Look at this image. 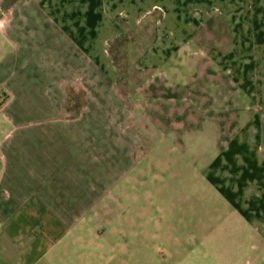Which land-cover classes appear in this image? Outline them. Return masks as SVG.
Masks as SVG:
<instances>
[{
	"label": "crops",
	"instance_id": "1",
	"mask_svg": "<svg viewBox=\"0 0 264 264\" xmlns=\"http://www.w3.org/2000/svg\"><path fill=\"white\" fill-rule=\"evenodd\" d=\"M157 239L264 262V0H0V264Z\"/></svg>",
	"mask_w": 264,
	"mask_h": 264
},
{
	"label": "rangeland",
	"instance_id": "2",
	"mask_svg": "<svg viewBox=\"0 0 264 264\" xmlns=\"http://www.w3.org/2000/svg\"><path fill=\"white\" fill-rule=\"evenodd\" d=\"M5 5H8L7 3ZM140 33H134L126 36L123 39L116 41L111 48V52L115 60L120 62V65L124 68L121 69L120 74L122 77V87L126 86V83L131 84V86L136 87L139 85L143 78L142 76L133 73L127 66L128 58L125 53H120L123 47H126V43L133 49L132 58L141 48L144 47L145 43L150 38L149 35L141 37ZM143 34V33H142ZM135 42V43H133ZM131 87V88H132ZM125 89V88H123ZM126 92V90H125ZM71 95V96H70ZM71 97V102H70ZM77 100L75 103L73 100ZM75 104V105H74ZM82 99L79 94L70 93L69 98L64 106V110L76 111L81 107ZM153 233V229L151 230ZM153 235V234H152ZM162 240L157 239L150 242L148 245H97L95 243L86 244L82 242V264H168L165 260V246L161 242ZM94 244V245H93ZM258 253H264V245L255 244ZM100 247V248H99ZM95 252L96 257H91L90 251ZM264 260V259H263ZM262 264L264 262L262 261Z\"/></svg>",
	"mask_w": 264,
	"mask_h": 264
},
{
	"label": "trees",
	"instance_id": "3",
	"mask_svg": "<svg viewBox=\"0 0 264 264\" xmlns=\"http://www.w3.org/2000/svg\"><path fill=\"white\" fill-rule=\"evenodd\" d=\"M70 96H71V95H70ZM73 101H74V102H75V101L77 102V100H75V99H74ZM70 102H71V97H70ZM76 102H75V103H76ZM74 105H75V104H74Z\"/></svg>",
	"mask_w": 264,
	"mask_h": 264
}]
</instances>
